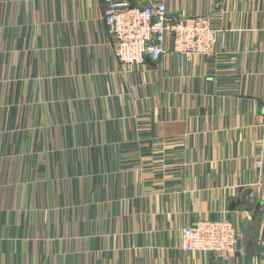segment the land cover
Wrapping results in <instances>:
<instances>
[{
	"label": "crops",
	"instance_id": "obj_1",
	"mask_svg": "<svg viewBox=\"0 0 264 264\" xmlns=\"http://www.w3.org/2000/svg\"><path fill=\"white\" fill-rule=\"evenodd\" d=\"M127 1L212 16L214 58L130 68L105 0H0V264H264V0ZM223 216L236 253L182 248Z\"/></svg>",
	"mask_w": 264,
	"mask_h": 264
},
{
	"label": "built area",
	"instance_id": "obj_2",
	"mask_svg": "<svg viewBox=\"0 0 264 264\" xmlns=\"http://www.w3.org/2000/svg\"><path fill=\"white\" fill-rule=\"evenodd\" d=\"M102 12L114 57L130 68L145 66L149 59L158 62L166 54H180L188 60L215 56L220 29L212 16L170 15L163 1L133 6L127 0H105ZM181 241L187 252L223 258L236 253L244 236L233 220L223 216L184 227Z\"/></svg>",
	"mask_w": 264,
	"mask_h": 264
}]
</instances>
